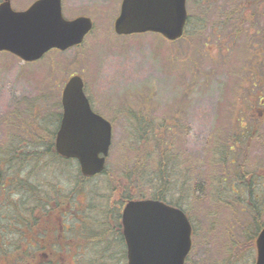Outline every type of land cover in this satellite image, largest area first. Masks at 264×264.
<instances>
[{
  "label": "rangeland",
  "instance_id": "1",
  "mask_svg": "<svg viewBox=\"0 0 264 264\" xmlns=\"http://www.w3.org/2000/svg\"><path fill=\"white\" fill-rule=\"evenodd\" d=\"M10 1L15 10H25L36 0ZM121 3L63 0L67 19L87 15L94 21L83 44L50 51L29 63L0 52V164L5 173L14 169L11 174L19 177L33 174L32 166L48 175L33 176L42 183L41 190L33 187L34 196L17 191L16 180L7 178L0 196V264H15L9 258L12 249L26 245V231L17 228L16 219L31 223V235L38 241L30 242H39L45 228L55 225L50 212L57 204L75 200L71 216L77 218L76 212L84 211L93 196L90 214L98 213L97 220L83 214L82 225L104 224L108 238L98 244L106 234H96L95 260L77 258L81 264H126L121 219L111 207L120 206L121 212L128 196L156 198L163 169L166 201L183 208L194 224L188 264H255L256 239L264 226V43L258 42L257 49L263 52L254 54V49L241 47L249 38L241 35L236 42L240 47L224 51L228 38L220 39L215 25L233 11L238 19H261L264 0H189L186 34L174 42L156 33L116 34ZM75 74L84 78L93 109L114 126L109 173L83 182L74 161H58L48 169L46 162L31 164L21 155L44 149L34 142L48 141L50 132L56 133L63 88ZM14 154L25 158L24 163H7ZM45 188L51 193L43 194ZM100 195L108 196L103 201L107 210L98 209ZM41 197L51 199L43 213L36 207ZM257 211L260 225L254 218ZM81 238L80 232H67L63 241L72 245ZM104 249L112 260L103 258Z\"/></svg>",
  "mask_w": 264,
  "mask_h": 264
},
{
  "label": "water",
  "instance_id": "2",
  "mask_svg": "<svg viewBox=\"0 0 264 264\" xmlns=\"http://www.w3.org/2000/svg\"><path fill=\"white\" fill-rule=\"evenodd\" d=\"M186 2L123 0L115 32H154L170 41L178 40L187 25ZM92 28L90 17L66 19L62 0H37L22 11L14 10L10 0L0 3V51L25 61H36L54 48L67 50L79 45ZM62 105L57 153L77 159L85 176L101 173L112 144V124L93 111L81 76L71 77L65 85ZM122 222L129 264H185L192 248V225L183 210L155 199L130 200ZM256 244V264H264V228Z\"/></svg>",
  "mask_w": 264,
  "mask_h": 264
},
{
  "label": "flooded vegetation",
  "instance_id": "3",
  "mask_svg": "<svg viewBox=\"0 0 264 264\" xmlns=\"http://www.w3.org/2000/svg\"><path fill=\"white\" fill-rule=\"evenodd\" d=\"M262 15L263 17L261 19L258 18V15L252 18L238 19L234 17L235 11H233L231 13V16L221 17L219 20H217L216 22L217 24L215 26H217L216 29L218 31V37L220 39H224L225 36L228 38V42H226L227 45L224 47V51L227 46L230 47L231 49L240 47L238 44H236V42L239 41V39H241L242 36L246 35L249 36V38L245 43V45L241 47H246L248 51L254 49V51H252L254 54H256L257 52H263L262 48H259V50H257L258 42L264 43V13ZM206 24L208 26L211 25L208 23ZM212 25L214 26V24ZM206 42L208 43L212 41H210V38H207ZM230 43H232V45ZM247 55L249 56V52L247 53ZM140 133H143V128H140ZM0 169L2 171V178L0 180V196H1L2 193H4L6 190L2 181L3 182L7 181V178L3 180L4 169L1 166V164H0ZM71 206H72L71 204L63 205L61 206V208H57L56 210L50 212V214L53 215L55 225H52L51 228L49 227L45 228L46 232H43V236L41 237V239H39V242H30L32 238L35 239L36 241H38V239L34 238L31 235L32 233V228L30 227L31 223L26 224L24 227V232L26 231L25 233L27 235V240L25 243L26 245L25 247L22 248L12 249L9 258H11L15 263L24 262V264H79L80 261L79 258H77V256H80L81 259H86V257L89 256V261H92L94 259L93 249L94 247H96L94 241L99 239L98 237H96V234L99 232H102L104 234L105 230L103 231L96 230L97 232L93 234L95 232L94 229L96 228L95 226L96 224L91 226H86L84 228V226L82 225V223H84V218H85L84 216L86 215L90 216L91 215L90 211H85V210L79 212L77 211L76 213H78V217L74 218L71 216V214H73L75 211L72 213ZM83 214L84 216H81ZM59 217H61V221L57 222V218ZM67 218H72V219L67 220ZM91 219L92 218L89 217V221H91ZM64 222L67 224V226H65ZM75 231L82 233L84 238H81L79 241L74 240L72 245L67 243L65 244V242L63 241L65 234L67 232L72 233ZM105 234L106 236L100 237L101 241H105L108 238L107 233ZM87 238L88 240H86ZM121 242L126 248V239L123 236L122 232H121ZM7 244L11 245L10 243ZM108 248L110 249L111 247L109 246ZM65 249L68 250V255L65 253ZM1 250L2 247H1V238H0V253ZM0 255L2 256V254ZM125 255L128 262L127 251ZM188 262H189V257H187L185 264H188Z\"/></svg>",
  "mask_w": 264,
  "mask_h": 264
},
{
  "label": "trees",
  "instance_id": "4",
  "mask_svg": "<svg viewBox=\"0 0 264 264\" xmlns=\"http://www.w3.org/2000/svg\"><path fill=\"white\" fill-rule=\"evenodd\" d=\"M58 117H59V115H58ZM55 136H56V133H55V131H52V132H50V134H49V136H48V141H45V140H42L41 138H39L36 142H34L36 139H33V142H34V145H41V147H43L44 149H42V148H40V149H37V150H34V151H32L31 152V150H28V152H23L21 155H24L25 157H29V161H30V163L32 164L33 162H35V163H43V162H46L45 163V165H44V167L45 168H52V167H54V164L56 163V162H64L65 160L64 159H61L58 155H57V153H56V151H55V143H54V140H55ZM19 159H20V161H21V163H24L23 161H25V158H23L22 160H21V156L18 154L17 156H15V154L11 157V158H9V156L7 157V159H6V162L7 163H10V162H13V161H16L18 164H19ZM46 159L48 160V161H46ZM44 160V161H43ZM34 170V173L32 174L31 172L26 176V177H19V176H16L15 174H11L12 172H13V170H12V172H9L7 175H9L10 174V178L12 179V180H16V182H15V184L18 186L17 187V191H22V192H25V193H27V194H30V193H32L33 194V196H34V192H33V187H35L36 189H38V190H41V188H42V183H40L39 181H37V180H35L34 178H33V176L34 175H36L37 174V176H41L42 178H46V177H48V175L47 174H41V167H40V169L39 170H37L36 168H34L33 166H32V168H31V170ZM163 172H165V171H163ZM39 173V174H38ZM6 175V176H7ZM23 176H24V174H22ZM37 178V177H36ZM79 178H81L82 179V182L84 181V180H87V177H84L82 174H80L79 175ZM28 179H30V181L31 182H33V185H32V183H30L29 181H28ZM38 179V178H37ZM82 182H80V184L82 183ZM46 185V184H45ZM79 185V184H78ZM123 186H124V184H123ZM29 187L31 188V189H29ZM167 189V186L166 185H163V187H162V190L156 195V198L157 199H161V200H166L165 199V195H164V191ZM36 191V190H35ZM49 190L47 189V188H45V190H44V193L43 194H46V192H48ZM58 191V190H57ZM80 192H83V189H81L80 190ZM36 193H37V191H36ZM51 193V192H50ZM39 194V193H38ZM43 196V195H42ZM107 195H100V196H98V200L100 201V203H101V207H99L98 209H100V210H107L106 208H108V207H106V206H104L103 205V201H105L106 199H107ZM44 198H46L45 200L43 199V197H41L40 199H39V201L37 202V205H36V207L38 206V209L43 213L44 212V210L45 209H47V210H49V208H50V201H51V199L49 198V197H44ZM93 198V201H91V203H90V205H88V207L86 208V209H88V210H93V209H95V199H96V197H92ZM71 202V200L69 201V203ZM68 203V202H67ZM66 203V204H67ZM42 206V207H41ZM61 206L62 205H58L57 204V208H61ZM43 208V209H42ZM42 209V210H41ZM111 209H113V213H115V214H118V208H116V207H111ZM259 212V211H258ZM260 213V212H259ZM259 213L257 214V219L259 218ZM96 226V225H95ZM105 228H106V226L103 224V226H101V225H98L97 227H96V230L98 231V230H100V231H103V230H105ZM97 243L99 244H101V243H103V241H101V240H98L97 241ZM95 249H96V247H94ZM109 249V248H108ZM108 249H104L103 251H101V253L103 254V258L104 257H106V259L107 260H112V256H110V255H108ZM94 252H95V250H93ZM95 257V256H94ZM96 259V258H95ZM95 259H93V260H95ZM99 263H101V264H109L108 262H104V263H102V262H99Z\"/></svg>",
  "mask_w": 264,
  "mask_h": 264
}]
</instances>
